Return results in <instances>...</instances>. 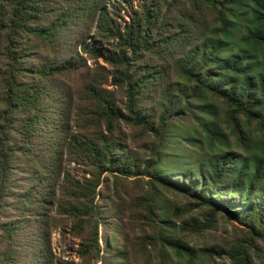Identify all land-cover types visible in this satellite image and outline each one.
Segmentation results:
<instances>
[{
	"label": "trees",
	"instance_id": "16d2710c",
	"mask_svg": "<svg viewBox=\"0 0 264 264\" xmlns=\"http://www.w3.org/2000/svg\"><path fill=\"white\" fill-rule=\"evenodd\" d=\"M132 1L0 0V209L15 186L17 207L39 226L55 207L81 236L82 264H95L104 251L105 174L116 181L148 177L151 194L132 200L131 211L160 222L148 236L157 264H193L200 255L262 264L244 243L197 248L178 238L172 212L153 188L208 205L206 221L183 218L184 224L209 229L223 211L246 227L245 242L264 240V0H141L136 7ZM85 25L94 29L92 43L83 41ZM69 45L113 67L110 83L122 91L121 101L104 78L87 76L77 97L61 83L86 65L78 48L68 54ZM144 54L168 65H135ZM171 68L176 79H167ZM72 121L80 129L70 131ZM121 122L150 141L132 148ZM175 138L190 141L199 156L177 149ZM72 162L88 167L82 178L66 168ZM14 228L0 222V235Z\"/></svg>",
	"mask_w": 264,
	"mask_h": 264
},
{
	"label": "rangeland",
	"instance_id": "374dc122",
	"mask_svg": "<svg viewBox=\"0 0 264 264\" xmlns=\"http://www.w3.org/2000/svg\"><path fill=\"white\" fill-rule=\"evenodd\" d=\"M141 0H133L135 7ZM129 9L122 10L125 18L130 21L128 14ZM91 30V31H90ZM83 41L92 43L94 37V29H89L88 25L83 27ZM93 34V35H92ZM76 38V37H74ZM104 48L111 50V45L103 44ZM80 54H84L86 65L78 70L75 75L62 76L60 81L63 85H70L73 89L75 97L79 94L76 92L77 87L81 85L87 76H97L103 80L104 86L114 89V94L118 100H122L121 90H117L111 82L110 71L113 69L111 65L104 61L103 58L95 59L89 53H83L76 45L67 46L68 54L77 50ZM168 65V60L162 59L158 54H144L135 65H141L146 61ZM106 68V69H103ZM168 78L176 79L173 68L168 70ZM108 74V80L106 75ZM152 103L153 98L145 100ZM150 104L146 103L145 107ZM222 112V110H221ZM220 112V113H221ZM120 130L122 136L132 146L138 149L150 141L151 137L143 133L141 129L127 125L121 122ZM80 129L76 121L69 122V130L76 131ZM174 146L177 149L186 147L193 150V157L199 156L198 149L193 148V144L188 140L178 142L175 138ZM140 155L142 154L139 153ZM66 168L71 170L75 177L82 178L89 170L85 165H78L74 162L66 163ZM107 177L101 185L104 196L99 198L101 204L107 207L105 218L100 219L99 225V244L104 249L102 259L99 262L93 261L95 264H157L156 256L157 246L149 243L148 236H154L160 222L150 223V220L143 216H137L131 208L132 200L139 201L140 195H150L151 189L148 184V177L144 179L140 177H130L117 179L112 175L105 174ZM25 179V178H24ZM16 184V183H15ZM20 186L24 184L23 180L18 183ZM156 200H163L167 208L172 212V221L175 226L178 238H183L190 245L197 248L203 246H217L220 248H232L235 244L244 243L248 248H254L258 254V261L264 264V240H255L252 244H248L244 240L248 238L246 227L240 225L233 219H229L223 211L217 212L214 217V225L205 230H200V225L188 222L184 224L183 218L192 221L193 217L204 222L209 216L208 205H197L194 197L185 196L175 190L154 189ZM20 188L15 186L11 189L8 201H3L0 209V222L6 226H15L14 232L9 235V231L0 235V248L5 250L7 264H82L79 257L81 244V236L76 235L72 229L73 220L65 215L58 214L55 207L46 210L42 216L43 223L38 222L28 212H23L16 205L17 195ZM5 200V199H4ZM175 207L178 211L175 212ZM111 240V244H105L104 238ZM153 240V239H152ZM9 250L15 253V257L10 255ZM6 264V263H5ZM186 264V263H185ZM193 264H232L231 258L227 255H200Z\"/></svg>",
	"mask_w": 264,
	"mask_h": 264
}]
</instances>
